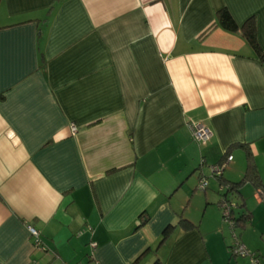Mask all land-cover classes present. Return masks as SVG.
Instances as JSON below:
<instances>
[{
    "label": "crops",
    "instance_id": "0c3cea01",
    "mask_svg": "<svg viewBox=\"0 0 264 264\" xmlns=\"http://www.w3.org/2000/svg\"><path fill=\"white\" fill-rule=\"evenodd\" d=\"M222 7L254 16L264 48V0H0V264H250L214 191L248 215L229 229L252 251L264 190L226 183L249 166L264 182V65L207 31Z\"/></svg>",
    "mask_w": 264,
    "mask_h": 264
},
{
    "label": "trees",
    "instance_id": "16d2710c",
    "mask_svg": "<svg viewBox=\"0 0 264 264\" xmlns=\"http://www.w3.org/2000/svg\"><path fill=\"white\" fill-rule=\"evenodd\" d=\"M214 26L219 27L230 33H239L241 37L245 40V42L252 48V50L256 55L257 60H259L262 65H264V48H261L257 41V29H256L254 16H250L245 21H243V23L238 24L231 15L230 11L226 7H222L216 12L215 22L210 27H208L207 31L212 29ZM207 31H205V33ZM245 180L250 181L256 189L264 190V182H262L259 173L254 169L253 166H249L241 182H235V183L224 182V184L226 183L227 185L226 193L231 192L234 194L235 192H238L240 184ZM247 217L248 215L243 214V216L237 219L236 217H234L231 211V218L234 221V228H237L239 226L242 227ZM180 224L186 227L189 223H187L186 220L181 219ZM173 228L174 225H170L165 229L163 233V239L167 236L168 232ZM237 237H239V235H237ZM231 247L232 244L229 246V248ZM154 264H161V263L160 261L155 260Z\"/></svg>",
    "mask_w": 264,
    "mask_h": 264
},
{
    "label": "built area",
    "instance_id": "2783aa9c",
    "mask_svg": "<svg viewBox=\"0 0 264 264\" xmlns=\"http://www.w3.org/2000/svg\"><path fill=\"white\" fill-rule=\"evenodd\" d=\"M189 127L191 128L192 131V135L193 138L198 141L199 143H206L212 133L211 131L206 128L205 126H203L202 124L199 123H190ZM71 131L75 132L76 131V126L75 125H71ZM232 159L231 156L227 157V162H229ZM226 165L225 163H220V164H215L211 166V175L214 177H220L222 175L223 169ZM207 179L206 177H202L198 184H197V188L199 190H205L207 187ZM260 198L262 200H264V193H260ZM221 206L223 207V217H224V221L228 224V226L233 230L234 227V221L231 218V211H232V207H233V203H231L229 200H226V198H223L220 202ZM29 231L30 234L34 237V244L35 246H39L41 244V241L39 239V235H38V231L36 229H34L33 227H29ZM95 244L92 243V246H94ZM231 254L235 255V256H250V252L249 250L238 240L237 237L234 236V242L232 244V247L230 248Z\"/></svg>",
    "mask_w": 264,
    "mask_h": 264
},
{
    "label": "rangeland",
    "instance_id": "374dc122",
    "mask_svg": "<svg viewBox=\"0 0 264 264\" xmlns=\"http://www.w3.org/2000/svg\"><path fill=\"white\" fill-rule=\"evenodd\" d=\"M209 176H210L211 179L212 178L215 179L211 175V173L209 174ZM196 192H198L200 195L203 194V190H199L198 188H196ZM214 192H215V195L218 198V200H215L214 206L218 210V213H220L219 215L221 216V218H220L221 219V223L225 224V226L223 227V230L227 231L228 237L230 238V241L232 243V242H234V237L230 233L229 226L224 221V217H223V214H224L223 210L224 209H223V207L220 204V201L223 198H225V197H223L219 192L218 193H216V191H214ZM227 199L230 200L228 197H227ZM247 201H248L249 205L252 206L251 208L253 210V212H252L253 213V219H252L253 222H252L251 225H249L250 227H248V231H251L253 229H258L259 228L258 226L260 224L262 226H264V203H262V202L258 203L257 200H256V197H255V195H253V193L248 196ZM192 203H197L198 205H200L201 201L197 202L196 198H193L192 199ZM212 206L213 205H209V207H212ZM194 208L195 207H193V210H191V211L193 213H196V216L199 215L198 218H197V219H199L202 208H200L199 210H198L199 206H196L195 209ZM237 233H238V231H236V234ZM247 239H248V244H249L248 247L252 248V251H250V249H249V252H250L251 255L249 257H245V258H247L249 260L250 264H258V262H259L258 259L259 258L264 260V256H262V255H264V234L261 235L260 233L250 232V236L248 235ZM259 241L262 243V245H260V248L262 249V252L259 251V249L258 250L256 249V246L258 245ZM229 253H230V255H232L231 252H229ZM255 255H260V256L258 258ZM233 257H235V258L236 257H241L242 258L243 256H239V255L235 256V255H233Z\"/></svg>",
    "mask_w": 264,
    "mask_h": 264
}]
</instances>
